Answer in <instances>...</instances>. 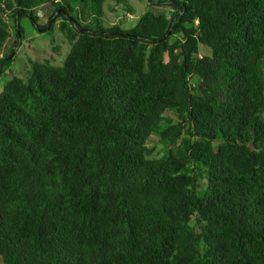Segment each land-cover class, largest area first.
Returning <instances> with one entry per match:
<instances>
[{"label": "trees", "instance_id": "1", "mask_svg": "<svg viewBox=\"0 0 264 264\" xmlns=\"http://www.w3.org/2000/svg\"><path fill=\"white\" fill-rule=\"evenodd\" d=\"M148 1L0 0V69L71 44L0 94V264H264V0Z\"/></svg>", "mask_w": 264, "mask_h": 264}, {"label": "rangeland", "instance_id": "2", "mask_svg": "<svg viewBox=\"0 0 264 264\" xmlns=\"http://www.w3.org/2000/svg\"><path fill=\"white\" fill-rule=\"evenodd\" d=\"M153 1L156 2L158 0ZM126 3L125 7L119 6L114 14L109 10L110 2L104 4V26L109 27V23L115 22L123 30H129L136 26L139 17L144 12L161 9L154 8L148 0H126ZM125 8H130L131 14ZM40 17V24L44 25L47 22V18L42 15ZM8 23L11 37L7 40L2 53L14 57V61L8 66L2 65L0 69V94L3 92L7 81L13 76L27 82L31 76L32 63L48 61L59 67L71 49V44L58 28L59 22L55 25L54 32L51 34L48 31L40 32L30 24L28 19H21L19 24L22 28L23 36L20 35L19 31L16 32V24L14 25L13 20H9ZM3 69L6 71L5 73H2ZM149 146L153 147L156 152L161 151L163 148L156 135L151 137Z\"/></svg>", "mask_w": 264, "mask_h": 264}, {"label": "built area", "instance_id": "3", "mask_svg": "<svg viewBox=\"0 0 264 264\" xmlns=\"http://www.w3.org/2000/svg\"><path fill=\"white\" fill-rule=\"evenodd\" d=\"M129 16H131V15H129Z\"/></svg>", "mask_w": 264, "mask_h": 264}, {"label": "crops", "instance_id": "4", "mask_svg": "<svg viewBox=\"0 0 264 264\" xmlns=\"http://www.w3.org/2000/svg\"><path fill=\"white\" fill-rule=\"evenodd\" d=\"M121 7V6H120Z\"/></svg>", "mask_w": 264, "mask_h": 264}]
</instances>
